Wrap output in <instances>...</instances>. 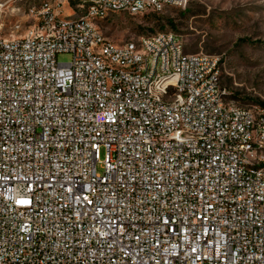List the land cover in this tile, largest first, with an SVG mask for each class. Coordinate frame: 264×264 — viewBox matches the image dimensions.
I'll list each match as a JSON object with an SVG mask.
<instances>
[{
  "label": "built area",
  "instance_id": "built-area-1",
  "mask_svg": "<svg viewBox=\"0 0 264 264\" xmlns=\"http://www.w3.org/2000/svg\"><path fill=\"white\" fill-rule=\"evenodd\" d=\"M186 3L77 0L0 37V264H264V107L222 55L99 27Z\"/></svg>",
  "mask_w": 264,
  "mask_h": 264
},
{
  "label": "rangeland",
  "instance_id": "rangeland-1",
  "mask_svg": "<svg viewBox=\"0 0 264 264\" xmlns=\"http://www.w3.org/2000/svg\"><path fill=\"white\" fill-rule=\"evenodd\" d=\"M77 0H0V37L19 36L38 21V11L56 9L60 18L80 11ZM105 37L122 43L146 33L172 31L181 37L184 51L222 55L221 84L229 99L244 106L264 101V0H187L183 8L162 13H117L100 21ZM58 53L57 62H69ZM104 153L101 151L100 157Z\"/></svg>",
  "mask_w": 264,
  "mask_h": 264
},
{
  "label": "trees",
  "instance_id": "trees-1",
  "mask_svg": "<svg viewBox=\"0 0 264 264\" xmlns=\"http://www.w3.org/2000/svg\"><path fill=\"white\" fill-rule=\"evenodd\" d=\"M259 106L264 107V101L263 102H259Z\"/></svg>",
  "mask_w": 264,
  "mask_h": 264
}]
</instances>
